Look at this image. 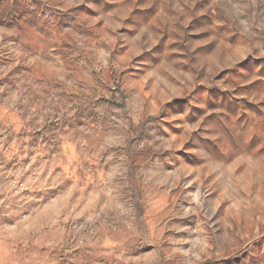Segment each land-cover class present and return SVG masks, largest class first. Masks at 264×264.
Returning <instances> with one entry per match:
<instances>
[{
    "label": "rangeland",
    "instance_id": "rangeland-1",
    "mask_svg": "<svg viewBox=\"0 0 264 264\" xmlns=\"http://www.w3.org/2000/svg\"><path fill=\"white\" fill-rule=\"evenodd\" d=\"M0 264H264V0H0Z\"/></svg>",
    "mask_w": 264,
    "mask_h": 264
}]
</instances>
